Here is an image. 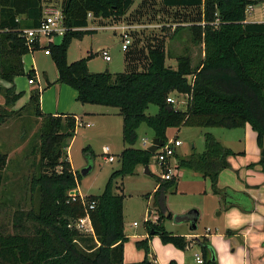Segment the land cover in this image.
Instances as JSON below:
<instances>
[{
	"label": "trees",
	"instance_id": "obj_1",
	"mask_svg": "<svg viewBox=\"0 0 264 264\" xmlns=\"http://www.w3.org/2000/svg\"><path fill=\"white\" fill-rule=\"evenodd\" d=\"M134 2L62 0L68 30L59 43L44 47L49 49L56 65L58 81L73 87L79 102L117 107L123 117L121 167L112 173L101 193L72 196L70 191L78 188V178L67 158L66 148L77 128L76 117L43 112L38 88L32 90L25 105L14 109L23 93L16 90L15 78L24 74L29 78L35 76L33 70L25 71L23 57L30 49L24 30L38 27L45 19L43 0H0V97L4 98L0 126L15 112L26 108L42 118L40 160L31 180V188L38 194V207L29 211L17 209L13 232L0 229V264H155L154 259L148 257L153 235L136 242V247L146 252L143 260L124 262V246L128 240L125 194L115 192L116 178L134 174L138 166H149L155 155L147 148L135 147L142 124L164 141L168 140L167 131L171 127L238 128L250 124L257 133L260 159L248 167L260 165L264 172V21H246L247 8L264 0H144V6L155 12L149 17L150 21L161 11L170 17L166 16L163 19L166 23L159 26L168 31L174 26L171 37L188 28L192 41L204 45L205 56L196 66L187 54L176 58V67L167 65L164 36L162 42L158 39L155 46L144 50L140 56L130 52L132 39L126 51L127 69L121 72L90 71L88 62L92 54L69 62L68 50L73 39H82L96 31L86 29L90 23L89 12L94 19L111 18L119 22L124 17L128 19ZM133 16L123 24L140 28L133 22L141 23L144 19ZM34 46V50L40 48L37 43ZM136 51L139 52L138 48ZM3 81L12 85L7 87ZM174 92L189 96L185 110L167 100ZM150 104L158 107L156 114H147ZM205 138V150L188 158L179 157L178 167L192 168L207 176L225 209L239 206L245 212L252 210L253 199L248 194L218 185L220 173L231 166L229 158L244 152L223 145L211 133ZM6 160L5 154L0 155L1 167ZM156 179V190L146 197L152 198L157 218L146 221L147 230L154 229L164 244L185 250L191 240L166 230L162 224L171 212L168 194L177 185L178 176L163 179L156 175ZM87 213L91 217L92 233L70 226ZM196 215L191 210L175 218L178 222L195 221ZM196 242L202 251L203 262L199 264H220L207 237L197 238ZM169 264L182 263L172 259Z\"/></svg>",
	"mask_w": 264,
	"mask_h": 264
},
{
	"label": "rangeland",
	"instance_id": "obj_2",
	"mask_svg": "<svg viewBox=\"0 0 264 264\" xmlns=\"http://www.w3.org/2000/svg\"><path fill=\"white\" fill-rule=\"evenodd\" d=\"M43 5L44 7L50 6L53 9L62 10V0H43ZM128 16L132 17L131 14H128ZM166 16L170 18L161 11L155 15L156 19L151 18L153 21H150V19L142 20L141 23L134 21L133 24L135 25L147 27L132 29L133 48L130 52H136L140 56L144 50H148L153 45L155 46L158 43V39H160L159 42H162L164 36L167 65H177L176 58L182 54L190 55L193 65L199 64L204 57V47L192 41L189 29L181 30L171 37L170 33L173 32L174 26H170L171 31L162 30L159 25L157 26V24L166 23L163 20ZM129 17L128 19H130ZM128 19L124 17L122 21L126 22ZM115 24L118 25L120 23L111 18H98L90 20L88 29H95L99 25L111 26ZM99 28L101 29L86 34L83 39H75L73 41L69 49L68 60L74 62L87 57L91 53V51L87 50L93 48L94 56L91 57L88 63L90 71L105 72L109 68L115 69L111 71L112 73L124 71V61L127 53L122 49L121 30L107 29L102 26ZM55 40L60 42L62 36L55 37ZM99 48H106L113 60L111 62L105 61L102 53H97ZM137 48L139 52L136 51ZM40 53L41 63L50 76V81H47L41 71L43 77L41 90L45 87L44 92L48 101H51L55 97V93L51 89L56 86L53 82L56 79L57 69L49 49L41 47L34 52L35 57L38 58ZM44 53L48 56H45ZM30 55H32L31 52L27 53L25 58ZM16 79L19 80L17 85L14 82L16 89L23 92L19 99V104L22 106L29 98L32 89L31 85L28 84L27 74L20 75ZM173 95L175 96V107L185 110L188 105V97L183 93L177 92H174ZM3 104L4 98L0 97V109ZM93 105L103 109L107 114L105 116L87 118L94 122L93 126H77L74 138L66 148L67 158L71 162L72 169L78 178V189L82 196L96 195L104 190L112 173L121 167L120 154L124 149L122 137L123 117L119 113V109L108 105ZM146 112L147 114H156L158 107L150 104ZM41 123L42 118L37 117L31 108H26L15 112L7 119L6 123L0 126V155L5 154L7 158L5 165L0 166V229L13 232L15 211L17 209L29 211L38 207V194L35 190H32L31 180L38 171L37 166L40 160ZM207 133L213 134L223 145L235 151H244L248 146L251 148V144L254 141V139L251 140L252 142L247 141L246 129L243 127H191L183 125L179 128H169L167 136L168 139H179L182 141L178 151L185 158L193 153H202L205 150ZM138 134L139 139L135 147L148 148L154 136L153 130L146 124H142L138 129ZM145 140L147 141L146 143H144ZM106 146H109V152L115 157L112 162L106 159ZM86 147H89V149L85 150ZM253 158H256L253 152L239 154L232 159L233 165L231 169L236 170L240 177H247L248 166L246 165L254 161ZM176 160H179V156H176ZM89 165H92L91 169L84 174L83 169ZM149 167L150 173H146L145 167L141 165L137 167L134 174L118 177L115 180V192H123L125 194L124 215L126 230L130 233L145 230L147 220L156 221L155 210L152 208V199H147L146 197L147 194L153 192L157 185L156 175L161 176L163 173L155 155ZM178 173V183L170 189L167 200L168 207L174 217L172 219L167 217L162 222L166 230L172 232L186 230L188 222L191 221L178 222L175 216L193 210L201 214L196 232L204 233L206 228H211L212 233L221 234L225 239L232 237V240H234L235 237L228 232L231 229L230 215H227L230 208L225 209L220 196L213 192L210 179L201 172L187 167H179ZM226 182L229 181L225 179L224 175V178L219 180V187H223L222 185L226 184ZM149 211H152L151 216H149ZM134 222L137 223L134 225ZM157 236L160 238L159 235ZM229 245L232 248L236 247ZM178 250L183 252L185 264H199L196 255H201L202 251L198 243L193 244L191 247L188 246L185 250ZM156 264H162V262L159 261Z\"/></svg>",
	"mask_w": 264,
	"mask_h": 264
},
{
	"label": "crops",
	"instance_id": "obj_3",
	"mask_svg": "<svg viewBox=\"0 0 264 264\" xmlns=\"http://www.w3.org/2000/svg\"><path fill=\"white\" fill-rule=\"evenodd\" d=\"M144 4H145L144 0H135L128 14L135 15L133 17L137 19L138 18L144 19V20L149 19V17L154 15L155 12L150 7L144 6ZM51 9L53 8H51L50 6H45L44 7L45 14L47 15V11ZM89 20H96V19H94L93 17L91 19L89 18ZM246 21H253V22L264 21V2L250 5L247 8ZM118 23L123 24L127 22L122 21ZM158 25L160 24H157V26ZM101 26L109 27L108 25H99L97 26V28L95 27L94 28L97 31L101 29L99 28ZM88 27H86V29H88ZM187 29L188 28H185L184 30H187ZM172 30L174 31V29ZM75 39H78V38H75ZM75 39H73V41ZM55 43H59V42L55 40ZM201 45L204 47L203 44ZM100 49L101 48H99V50ZM36 50L30 51L32 55H30L29 57L25 58L24 56L23 61H24L26 73L33 70L35 77H37V86L30 84L28 81V84L31 85V89L33 90L35 88H38L41 90V87H42L41 84L43 82L41 71L44 73L45 79L47 81H50L49 80L50 76L48 75L46 69L41 63V53L38 58L35 57L34 52ZM127 50H124V51L126 52ZM87 51H91L90 54H92V57L94 56L93 48ZM98 52L99 51H97V53ZM68 53H69V50H68ZM45 56H48V55L45 54ZM203 56H205V51H203ZM112 60H113V57L110 61H107V62H111ZM70 61L71 60H69V62ZM124 65H125L124 69H127L126 60L124 61ZM30 66L32 67L31 69H30ZM170 66L176 67V64L175 66L170 64ZM89 69H90V66H89ZM114 70L115 69L113 68L108 69V71L110 72ZM58 77H59V73L57 70L56 79L53 82L56 86L53 89H51L55 93V97L52 98L51 101H48L47 99V95L44 92L45 87L43 90H41V109L43 112L51 113L54 115L72 114L76 117L77 120L82 121L84 123V126L87 125L88 127L94 125V122L88 120L89 118H95V117L103 116V115L105 116V114H107L106 111H104L103 109H100L99 107H94L93 104H89V103L84 104V103L79 102L77 100V91L73 87H70V85L60 83L58 81ZM16 78L14 82L17 85V82L19 80ZM191 78L192 76H190V79ZM28 80H29V77H28ZM3 84L7 87H10L12 85V83L8 81H3ZM17 91L19 92V90ZM172 95L173 93L171 94V96ZM185 95L186 97H189L187 94ZM172 97L175 98L174 95ZM29 98L26 100V102L23 105H25L28 102ZM19 103H20V100L17 101V103L14 106V109H19L20 107L23 106V105L20 106ZM243 128L246 129L247 141L248 140L251 141L252 139H254V141L251 144V148L248 146V148L245 149L244 151H236V152H244V153L253 152L256 158H253L254 161L250 163H256L260 159V149L257 145V133L253 130L250 124H246V126H244ZM154 137L155 135L153 136V138ZM146 142L147 141L145 140L144 143ZM178 147H177L176 156L183 158L178 151ZM234 157L236 156L229 158L230 164H231L230 168H227L220 173L219 180H222L225 175V179L229 181V182H226V184H223L222 185L223 187L221 188L230 187L236 191L244 192L253 199V204H254L253 209L250 211H246V212L243 211L242 208L239 206L231 207L230 210H228L227 215H230V228H231L229 234L231 233L235 237V239L232 240V237L230 239H225L224 236L221 234L212 233L211 228L209 231H207L208 228H206L204 233L196 232V229H198V221L201 218V214L198 211H195L197 213L195 221L192 220L191 222H188V227L186 230L175 232V233L185 235L188 240H191V242L188 245L189 247L197 243L196 242L197 238L207 237L211 241V244L213 245V247L215 248L217 252V256H218V260L220 264H264V172H262L260 165H256L255 167L247 168V174H248V175L246 174L247 177H240L239 174L236 173V170L231 169L233 165L232 159ZM185 158H188V156ZM149 170H150V167H149ZM156 188H157V185L154 188L153 192L156 190ZM79 194H80V191H79ZM150 199L152 198L150 197ZM124 219H125V215H124ZM134 225H135V222H134ZM125 234L128 237V240L125 242V246H124V262L125 263L138 262L145 258L146 252L143 249H138L136 247V242L138 240L145 239L149 237L150 235H153V236L150 238V241H149L150 253L148 257L149 259H154L155 264L159 263V261H161L162 264H169V262L172 259L182 264L186 263L182 251H179L178 248H176L173 244H164L161 238H159L155 234H151V232L147 230V227L143 231L140 230V231H135V232L130 233L126 230V221H125ZM230 240H231V243H230ZM226 241L228 242V244ZM229 244L236 246V247L232 248ZM227 246L230 248V250ZM197 256H201V255H196V258Z\"/></svg>",
	"mask_w": 264,
	"mask_h": 264
},
{
	"label": "built area",
	"instance_id": "obj_4",
	"mask_svg": "<svg viewBox=\"0 0 264 264\" xmlns=\"http://www.w3.org/2000/svg\"><path fill=\"white\" fill-rule=\"evenodd\" d=\"M88 17L91 19L93 18L92 12L88 13ZM65 17L64 12L58 9H51L47 11V15L42 23L35 28H29L24 30V35L27 40L28 47L30 51L34 50V44L37 43L40 48L46 47L50 43H55V37L63 36L65 31L68 28L65 25ZM144 27V26H139ZM104 28H113L121 30V38H122V49L127 50L132 43V36H131V29L138 28L136 26L128 25V24H118V25H111L109 27L104 26ZM99 52L102 53L103 58L106 61H110L112 59L109 51L106 48H101ZM29 83L37 86V77L33 76L29 78ZM167 100L169 102L174 103L175 99L170 95ZM84 123L80 120H77V126H83ZM182 143L179 139H168L164 141V144L158 148L155 152V157L157 163L162 168V175L163 179H171L175 176L179 177L178 173V161L176 160V152L177 147L180 146ZM151 144V143H150ZM106 152V159L109 161H114L115 157L113 154L109 153V147L105 148ZM164 169V170H163ZM74 196V195H72ZM94 204L90 205V208H93ZM157 218V216H156ZM136 224V222H135ZM71 227H75L79 231L83 233H92L93 232V225L91 221V217L89 213L85 214L82 217H79L74 222L70 224ZM210 228L207 229L209 231ZM199 263H202V257L197 256L196 258Z\"/></svg>",
	"mask_w": 264,
	"mask_h": 264
},
{
	"label": "water",
	"instance_id": "obj_5",
	"mask_svg": "<svg viewBox=\"0 0 264 264\" xmlns=\"http://www.w3.org/2000/svg\"><path fill=\"white\" fill-rule=\"evenodd\" d=\"M164 144V139H161L159 137H154L151 144L149 145V147L147 148L150 152L152 153H155L158 148L160 146H162ZM92 165H89L87 166L86 168L83 169V173L86 174L89 172V170L91 169ZM145 172L146 173H150V170H149V166L147 165L145 167ZM70 195H79V190L76 188V189H73L70 191ZM152 211L149 212V216L151 215ZM168 218L172 219L174 217L173 213L170 212L168 213L167 215ZM196 226V225H195ZM151 234H155V230L154 229H151L150 230Z\"/></svg>",
	"mask_w": 264,
	"mask_h": 264
},
{
	"label": "bare ground",
	"instance_id": "obj_6",
	"mask_svg": "<svg viewBox=\"0 0 264 264\" xmlns=\"http://www.w3.org/2000/svg\"><path fill=\"white\" fill-rule=\"evenodd\" d=\"M74 196H76V195H74Z\"/></svg>",
	"mask_w": 264,
	"mask_h": 264
}]
</instances>
